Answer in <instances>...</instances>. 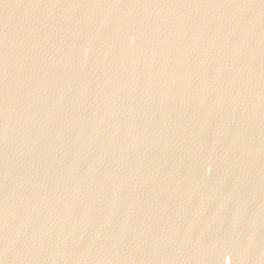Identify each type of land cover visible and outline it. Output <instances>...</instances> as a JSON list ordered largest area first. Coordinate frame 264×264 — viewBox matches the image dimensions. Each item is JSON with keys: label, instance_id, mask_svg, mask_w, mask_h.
<instances>
[{"label": "water", "instance_id": "obj_1", "mask_svg": "<svg viewBox=\"0 0 264 264\" xmlns=\"http://www.w3.org/2000/svg\"><path fill=\"white\" fill-rule=\"evenodd\" d=\"M0 264H264V0H0Z\"/></svg>", "mask_w": 264, "mask_h": 264}]
</instances>
